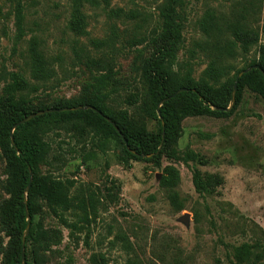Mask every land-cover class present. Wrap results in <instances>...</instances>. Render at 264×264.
Listing matches in <instances>:
<instances>
[{
	"label": "rangeland",
	"instance_id": "obj_1",
	"mask_svg": "<svg viewBox=\"0 0 264 264\" xmlns=\"http://www.w3.org/2000/svg\"><path fill=\"white\" fill-rule=\"evenodd\" d=\"M98 1V6L84 9L87 34L80 37L68 29L72 0H0V94L4 73L29 78L28 49L36 38L55 62L57 81L31 95L32 108L99 97L117 117L126 116L134 126L145 124L150 135L158 134L160 118L152 116L146 68L156 52L162 0H109V6ZM18 9L25 16L22 38ZM176 21L182 40L171 70L178 76L192 69L193 78L200 81L217 62L222 77L233 78L253 60L259 61L264 0H183ZM228 21L259 28V45L246 51L228 33ZM211 28L215 34L207 36ZM105 76L109 79H101ZM84 127L75 130L71 124L44 137L51 152L38 175L48 178L51 186L75 182L70 197L86 187L104 191L113 180L117 187L111 196L117 201L105 192L108 199L97 218L75 231L65 228L39 198L35 223L54 238L47 245L38 243L35 251L28 247L32 263L237 264L235 248L261 243L253 263L264 264V100L259 95L245 89L237 112L228 119L184 120L159 164L149 162L155 155L130 159L118 139L103 145L89 130L79 132ZM187 152L196 153L203 163H186ZM196 170L219 175L223 186L211 196H200L193 181ZM173 171L178 180L163 186ZM8 178V160L0 148V264H8L11 254L4 219L11 199ZM180 206L185 210L178 212ZM188 214L187 226L181 219ZM68 216L71 222L77 220Z\"/></svg>",
	"mask_w": 264,
	"mask_h": 264
},
{
	"label": "trees",
	"instance_id": "obj_2",
	"mask_svg": "<svg viewBox=\"0 0 264 264\" xmlns=\"http://www.w3.org/2000/svg\"><path fill=\"white\" fill-rule=\"evenodd\" d=\"M72 1V13L68 29L77 36H85L88 23L84 9L88 5L98 6L99 1ZM103 2L109 6V0H103ZM182 2L183 0H162L158 7L161 24L157 37L154 38L157 44L156 52L146 68V83L149 86L150 99L154 108L152 116L156 119L162 117L165 124V147L160 153L158 151L163 137V126L160 119L158 134L150 135L145 124L136 127L129 122L126 116L117 117L105 101L99 97L88 102L75 101L70 104L59 103L44 109L32 108L31 95L38 93L41 87L57 81L55 62L48 56L36 38L31 40L28 49L29 78L24 73H4V88L0 94V148L8 160V192L11 196L4 209V219L11 239V254L8 264H35L32 263L30 254H28V247L35 251L38 243L47 245L50 239L53 240L54 238L53 234L40 232L38 224L35 223L39 198L46 200L53 215L65 228L76 231L82 226L92 224V221L98 216L104 198L108 199L107 195L109 197L114 195L112 190L117 187L116 182L112 180L111 188L107 187L104 191L99 188L86 187L70 197L68 194L70 190L75 188V182L68 181L51 186L48 178H42L38 175L39 166L51 152L50 144L44 141L47 134L71 124L75 130L78 129L79 125H84L85 127L79 132L89 130L94 137L102 138L101 144L105 145L110 139L116 138L125 146L124 152L130 159L141 161L143 160L142 156L155 155L149 162L159 164L162 156L166 154V145L168 146L176 136L182 122L187 118L210 116L228 119L237 112L245 89L259 95L264 100V77L259 70H253L239 80L236 103L232 110L230 112L220 111V109L230 107L234 87L241 72L256 66L264 71V45H259L262 37L261 31L259 28L241 21H228L226 23L228 33H231L235 41L243 45L246 51L259 45L260 57L258 62L253 60L242 71L236 73L233 78L222 77L216 68L217 62H213V65L208 68L200 81L193 78L192 69L181 76L172 72L171 62L175 57L176 47L182 40V33L176 21L177 8ZM122 12V10L118 11L119 14ZM16 17L17 27L22 38L25 33V16L21 9L17 10ZM213 33L215 34L212 28L206 30L207 36H211ZM101 79L109 78L105 76ZM181 89L187 91L173 97ZM171 97V101L162 105L159 116V105ZM79 107H93L98 112L88 110L46 114L14 130L17 124L40 112ZM100 114L111 119L119 128L120 133ZM12 131H14L13 137L19 152L12 145ZM127 145L130 150H128ZM130 151L135 152V154ZM184 161L186 163H203L194 152H187ZM29 169L33 172V181L30 192H27L30 184ZM177 180L178 174L174 172L171 179H163L162 185L170 187L173 185V181ZM193 181L197 193L202 197L211 196L218 187L224 184L223 178L219 175L203 174L198 170L194 172ZM105 192L107 195L104 194ZM26 194L27 198L25 197ZM110 198L117 201L116 196ZM177 198L178 196L175 195L173 202H176ZM26 207H28L31 217V230L25 243L27 254H25L26 260L24 262L23 238L28 225ZM184 210L185 208L180 206L177 211ZM68 215H72L77 220L71 222ZM261 249V243L243 244L235 248L234 257L237 264H254L253 262L257 261V253ZM32 253L33 251H31Z\"/></svg>",
	"mask_w": 264,
	"mask_h": 264
},
{
	"label": "water",
	"instance_id": "obj_3",
	"mask_svg": "<svg viewBox=\"0 0 264 264\" xmlns=\"http://www.w3.org/2000/svg\"><path fill=\"white\" fill-rule=\"evenodd\" d=\"M253 70H259V71L262 73L263 77H264V71H263L262 69H260L259 67H257V66H256V67H251V68H249L248 70H245L244 72H242V73L239 75V77H238V79H237V82H236V84H235V87H234L232 106H231L230 108H228V109H220L221 112H230V111L232 110V108L234 107V105H235V103H236V99H235V98H236V94H237V91H238L239 80H240L244 75H247L249 72H251V71H253ZM186 91H187V90H185V89H181V90H179V91H178L173 97H175V96H177V95H179V94H181V93H184V92H186ZM171 99H172V97H171V98H168V99H166V100H164L163 102H161V104H160L159 107H158V114H159V116H160V109H161L162 105L165 104V103H167V102H169V101H171ZM88 110H92V111L98 112V111H97L95 108H93V107H79V108H76V109L49 110V111L41 112V113H38V114H36V115H32V116L26 118L25 120H23L22 122H20L19 124H17V125L15 126L14 130H16L17 128H19V127H21V126H23V125H26V124H27L28 122H30L31 120H33V119H35V118H37V117H39V116H42V115H46V114H55V113H62V112H71V111H88ZM100 115H101L103 118H105V120H106L111 126H113V127L115 128V130H116L118 133H120L119 128L115 125V123H114L111 119H109V118L103 116L102 114H100ZM160 120H161V122H162V126H163V137H162V142H161V146H160V149H159L158 153L161 152V149H162V147H163L164 144H165V137H166V131H165L164 120H163L162 117H160ZM13 134H14V131H12L11 142H12V145H13V147L15 148V150H16L17 152H19L18 149H17V147H16V145H15V141H14ZM126 144H127V143H126ZM127 148H128V150H130V148L128 147V145H127ZM142 157H143V156H142ZM147 158H149V157H147ZM29 173H30V184H29V187H28L27 192H30L31 187H32V181H33V172H32L31 169H29ZM25 197L27 198V194H26ZM26 203H27V200H26ZM26 215H27V218H28V225H27V229H26V232H25V235H24V238H23V260H24V262H25V260H26V259H25V243H26V239H27V237L29 236V233H30V230H31V217H30V213H29V209H28V207H26ZM189 220H190V215H189V214L186 215L185 217H183V218L181 219V221H182L185 225H187V226L189 225Z\"/></svg>",
	"mask_w": 264,
	"mask_h": 264
}]
</instances>
